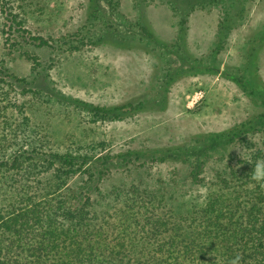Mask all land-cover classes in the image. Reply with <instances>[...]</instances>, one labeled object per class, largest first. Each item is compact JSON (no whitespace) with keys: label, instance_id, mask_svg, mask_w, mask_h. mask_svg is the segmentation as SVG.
I'll return each mask as SVG.
<instances>
[{"label":"trees","instance_id":"16d2710c","mask_svg":"<svg viewBox=\"0 0 264 264\" xmlns=\"http://www.w3.org/2000/svg\"><path fill=\"white\" fill-rule=\"evenodd\" d=\"M103 1L107 8L102 0H89L77 31L45 38L24 27L44 6L0 0L6 19L0 47L30 63V73L19 76L0 56V264H264V176L256 175L257 164L264 163V137H255L264 133V81L255 65L264 28L246 42L242 74L221 65L244 0H131L136 16L122 10V0ZM153 3L166 6L175 19L167 41L149 26L147 8ZM197 10L216 13L212 40L199 55L189 52L186 42L189 17ZM19 37L27 45L69 52L108 40L130 47L136 40L155 58V93L110 105L63 97L46 82L40 55ZM191 71L221 73L260 109L228 128L193 135L187 144L149 151L159 161L187 163L194 193L170 179L144 182L142 175L103 191L93 179L94 168L87 167L90 160L108 159L101 152L109 139L97 131V122L123 120L148 108ZM55 102L71 121L73 109L85 112L60 134ZM124 155L128 162L144 157L137 149ZM213 157L219 163L205 174Z\"/></svg>","mask_w":264,"mask_h":264},{"label":"rangeland","instance_id":"374dc122","mask_svg":"<svg viewBox=\"0 0 264 264\" xmlns=\"http://www.w3.org/2000/svg\"><path fill=\"white\" fill-rule=\"evenodd\" d=\"M35 1L45 7V12L32 14L25 22L24 27L33 35L60 37L77 31L85 22L89 0ZM102 3L107 8L103 0ZM121 8L129 16H136L131 0H122ZM147 19L157 38L164 41L172 38L175 19L166 6L158 3L149 5ZM239 20L232 30L231 42L223 53L221 66L245 74L247 71L240 69L245 64V45L249 37L264 28V0H244ZM5 21L0 13V24ZM215 22L214 11L197 10L190 15L186 36L189 52L199 55L208 47ZM19 40L23 41L20 37ZM23 42L40 55L44 67L41 68L42 73L44 76L48 73L46 82L63 97L110 105L155 93V58L136 40L130 41V47H121L108 40L89 43L72 52L64 50V47L51 50ZM6 51L7 46L0 47V56L6 58L9 70L19 76L28 75L30 63L17 51ZM255 58L257 72L264 81V42L257 48ZM51 61L54 64L48 68ZM57 103L53 109L61 111V114L54 113L52 117L60 134L71 130L85 112L69 107L73 109L70 111L71 121ZM257 105V100L255 103L234 81L221 73L188 72L175 79L160 98L148 104V108L123 120L97 122V131L109 139L110 145L101 152L107 154L108 159L90 160L87 167L94 168L93 179H98L96 184L101 185L103 191L115 184L129 185L143 176L144 182L152 184L155 179L161 184L170 179L189 189L187 194L194 193L197 186L191 184L187 176V163L175 159L159 161L153 159L149 151L167 145L187 144L193 135L228 128L258 112L260 107ZM255 137H264V133H256ZM130 149L140 150L144 157L128 162L130 157L124 153ZM218 163L214 157L210 158L204 173H210ZM78 178L81 179L77 177L75 181ZM75 181L71 185L75 186Z\"/></svg>","mask_w":264,"mask_h":264},{"label":"clouds","instance_id":"9594fccd","mask_svg":"<svg viewBox=\"0 0 264 264\" xmlns=\"http://www.w3.org/2000/svg\"><path fill=\"white\" fill-rule=\"evenodd\" d=\"M256 175L264 176V163H258L256 166Z\"/></svg>","mask_w":264,"mask_h":264}]
</instances>
